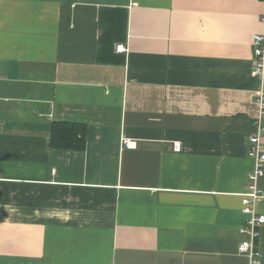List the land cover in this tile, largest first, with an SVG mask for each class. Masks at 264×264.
Here are the masks:
<instances>
[{
    "label": "crops",
    "instance_id": "0c3cea01",
    "mask_svg": "<svg viewBox=\"0 0 264 264\" xmlns=\"http://www.w3.org/2000/svg\"><path fill=\"white\" fill-rule=\"evenodd\" d=\"M263 16L264 0H0V264H251ZM55 122L85 125L86 148H53ZM258 247L264 264V227Z\"/></svg>",
    "mask_w": 264,
    "mask_h": 264
},
{
    "label": "built area",
    "instance_id": "2783aa9c",
    "mask_svg": "<svg viewBox=\"0 0 264 264\" xmlns=\"http://www.w3.org/2000/svg\"><path fill=\"white\" fill-rule=\"evenodd\" d=\"M264 23V16L262 18ZM118 53H127L128 47L120 44L116 48ZM254 73L264 74V32L254 37ZM256 103L259 108V114L256 118L255 132L249 138L250 150L249 157L253 162V169L248 174V187L246 193L242 196V211L247 216L246 225L240 230L244 236L239 245V253L247 255L251 264H262L263 256L258 247L261 228L264 227V214L256 210V205L262 197L261 180L264 178V144L262 134L264 132V90L257 96ZM3 132L2 123L0 122V134ZM122 146L127 149H136L137 143L131 139L123 138ZM174 151L182 150L181 143L173 144Z\"/></svg>",
    "mask_w": 264,
    "mask_h": 264
},
{
    "label": "trees",
    "instance_id": "16d2710c",
    "mask_svg": "<svg viewBox=\"0 0 264 264\" xmlns=\"http://www.w3.org/2000/svg\"><path fill=\"white\" fill-rule=\"evenodd\" d=\"M50 137L53 148L84 150L87 145V128L83 124L55 122Z\"/></svg>",
    "mask_w": 264,
    "mask_h": 264
}]
</instances>
